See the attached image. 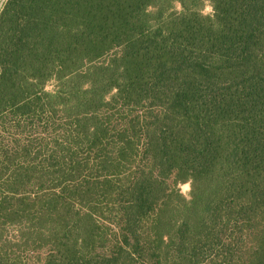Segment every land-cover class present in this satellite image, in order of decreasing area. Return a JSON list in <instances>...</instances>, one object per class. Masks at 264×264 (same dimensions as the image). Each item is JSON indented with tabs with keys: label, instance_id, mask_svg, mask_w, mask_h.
I'll use <instances>...</instances> for the list:
<instances>
[{
	"label": "trees",
	"instance_id": "16d2710c",
	"mask_svg": "<svg viewBox=\"0 0 264 264\" xmlns=\"http://www.w3.org/2000/svg\"><path fill=\"white\" fill-rule=\"evenodd\" d=\"M178 1H1L0 111L73 145L0 183V264H264V0Z\"/></svg>",
	"mask_w": 264,
	"mask_h": 264
},
{
	"label": "rangeland",
	"instance_id": "374dc122",
	"mask_svg": "<svg viewBox=\"0 0 264 264\" xmlns=\"http://www.w3.org/2000/svg\"><path fill=\"white\" fill-rule=\"evenodd\" d=\"M180 5L178 0H174L175 10H179ZM210 11L211 7L208 0H203L202 12L207 14ZM53 88L54 83L48 82L46 89L53 90ZM68 127L65 117L58 110L48 113L42 110L24 115L16 114L11 109L0 111V183L5 184L4 181L11 177L12 171L25 162V164L37 165L41 169L37 176H40L39 179L44 181V184L37 186V184L25 183L17 189L18 192L34 195L50 189L53 185L45 182L47 175H44L46 174L47 163L56 157L59 159L62 155L70 154L67 152V143L73 144L64 142L66 139L63 136V130ZM84 153L83 150L77 149L75 156L82 158ZM178 188L181 193L187 195L189 184L181 183ZM6 192L9 190L0 187V194ZM12 243L16 244L14 245L16 255L22 259L26 257L24 261L28 260L31 264L36 261L39 255H44L43 252L41 254L30 252L31 249L19 250L17 242L14 240Z\"/></svg>",
	"mask_w": 264,
	"mask_h": 264
}]
</instances>
